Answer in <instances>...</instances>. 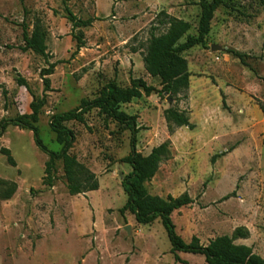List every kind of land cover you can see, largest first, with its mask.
<instances>
[{
  "label": "rangeland",
  "instance_id": "obj_1",
  "mask_svg": "<svg viewBox=\"0 0 264 264\" xmlns=\"http://www.w3.org/2000/svg\"><path fill=\"white\" fill-rule=\"evenodd\" d=\"M79 18H99L73 29L63 0H0V123L31 113L34 97L44 95L41 70L45 57L24 51V24L37 21L47 30L49 62H58L42 108L40 136L51 151H60L51 117L95 98L102 86L123 87L143 78L157 91L122 105L138 116L137 150L149 154L164 142L171 153L147 184L166 198L188 192L195 202L176 210L177 233L203 245L220 235L232 236L246 226L251 246L264 258V0H223L204 45L185 51L190 87L177 96L162 90L159 78L145 68L152 34H160L170 14L192 25L181 39L197 35L201 0H68ZM83 33L85 47L77 50ZM218 44L220 50H212ZM244 54V62L230 53ZM26 79L29 87L18 84ZM186 112L193 127H178L165 112ZM76 139L71 153L93 171L98 190L72 195L62 161L53 186L44 183L49 158L30 129L10 124L0 137V264H208L201 254L178 252L158 218L139 223L130 211L122 180L132 167L123 161L131 152V131L98 109L85 122L70 121ZM4 148L11 151V164ZM15 182L9 199L1 191ZM129 226V230H127Z\"/></svg>",
  "mask_w": 264,
  "mask_h": 264
},
{
  "label": "trees",
  "instance_id": "obj_2",
  "mask_svg": "<svg viewBox=\"0 0 264 264\" xmlns=\"http://www.w3.org/2000/svg\"><path fill=\"white\" fill-rule=\"evenodd\" d=\"M68 0H63L67 11V17L73 24V29L91 26L99 18L90 17L79 18L67 5ZM223 4V0H201V15L198 24L197 35H188L186 41L181 39L188 33L192 25L190 22L171 16L166 12V20L162 24H167V30L160 34H152L148 41L147 50L144 55V63L147 72L152 77L160 79L163 92L177 96L190 87L191 72L189 64L183 53L196 45H204L211 32L212 20L216 10ZM48 33L43 24L37 21L32 31L24 24L23 40L21 49L32 50L45 57L48 64L41 70L44 83V95L34 97L31 102V113L18 114L10 119H3L0 123V137L10 125L20 126L30 129L34 133L37 145L48 153L49 158L45 165L44 183L53 186L57 179L58 162L62 161L67 179L69 192L72 195L98 190L99 181L97 175L86 165L81 163L77 156L71 153V149L76 139L74 130L67 123L70 121L85 122V116L94 109H98L106 117L114 120L117 124L131 131V152L124 157L123 161L128 163L132 170L124 176L122 186L127 194V201L120 209L121 213L130 211L135 215L136 220L142 224H150L160 218L164 225L168 237L172 244L171 252L176 259H180L178 252L201 254L208 264H264V258L255 253L253 248L247 244H239L235 241L239 238H249L250 230L246 226L235 229L232 236L220 235L212 239L208 245H203L200 238L194 236L190 242L183 239L176 231L173 222V213L184 207L192 205L195 200L188 192L175 197L172 195L166 198L152 194L148 189V183L155 177L164 159L171 153L170 143L164 142L156 146L145 155L137 150V134L140 131L138 116L127 113L122 109V105L131 103L133 100L143 96H150L157 89L149 85L143 78H132L129 86L123 87L116 81H109L104 84L99 94L93 99H82L80 105L64 113H55L51 117L50 126L56 133V140L61 145L60 151H51L47 148L40 136V128L37 123L40 120L42 108L47 103V92L51 90V78L58 62L50 63L48 45ZM86 42L81 32L77 36V50L85 47ZM230 53L240 58L244 62V54L235 49H230ZM18 84L29 87L25 78L19 76ZM264 112V106H261ZM169 122L178 127H193L186 112L171 107L165 112ZM3 152L7 155L11 164L15 165V160L8 148ZM2 185L8 184L2 180ZM10 188L1 191L3 199H9L15 193L17 184L10 183Z\"/></svg>",
  "mask_w": 264,
  "mask_h": 264
},
{
  "label": "water",
  "instance_id": "obj_3",
  "mask_svg": "<svg viewBox=\"0 0 264 264\" xmlns=\"http://www.w3.org/2000/svg\"><path fill=\"white\" fill-rule=\"evenodd\" d=\"M220 49H222V47L220 45H218V44L212 45V50H220ZM126 229L129 230L130 229L129 226H127Z\"/></svg>",
  "mask_w": 264,
  "mask_h": 264
},
{
  "label": "crops",
  "instance_id": "obj_4",
  "mask_svg": "<svg viewBox=\"0 0 264 264\" xmlns=\"http://www.w3.org/2000/svg\"><path fill=\"white\" fill-rule=\"evenodd\" d=\"M240 244H244V243H240Z\"/></svg>",
  "mask_w": 264,
  "mask_h": 264
}]
</instances>
